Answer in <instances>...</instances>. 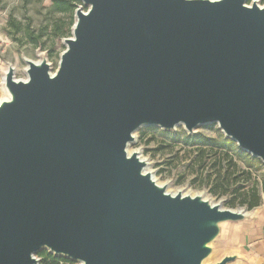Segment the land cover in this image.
I'll return each mask as SVG.
<instances>
[{"label":"water","instance_id":"obj_1","mask_svg":"<svg viewBox=\"0 0 264 264\" xmlns=\"http://www.w3.org/2000/svg\"><path fill=\"white\" fill-rule=\"evenodd\" d=\"M54 74L27 61L0 103V264H202L243 215L166 194L127 145L142 126L217 124L264 165V7L79 0ZM226 256L215 264H228Z\"/></svg>","mask_w":264,"mask_h":264},{"label":"rangeland","instance_id":"obj_2","mask_svg":"<svg viewBox=\"0 0 264 264\" xmlns=\"http://www.w3.org/2000/svg\"><path fill=\"white\" fill-rule=\"evenodd\" d=\"M253 1L259 7H264V0H247V4L250 5ZM79 6L86 10L82 4ZM67 21L64 14L50 10V0H0V103L8 100L4 78L9 69L13 70L14 80L24 81L27 61L38 63L45 60L50 73L54 74L59 56L65 49L62 41L70 35L57 40L51 29L54 24L64 26ZM28 33L31 34L30 37ZM40 34L42 38H38ZM31 38H36L37 43L32 42ZM49 51L52 52L51 57ZM181 131L182 125L170 131L142 126L134 132L135 138L129 144L128 152H136L146 161L149 171L169 195L198 196L210 204L242 214L244 220L250 215V210L242 203L243 198L239 195L242 192L232 193V190L247 188L254 180L260 182L263 171L255 173L256 178L250 179L238 171L234 175L229 171L222 179L218 175L222 176L224 171H219V168L222 165L226 169L227 161L219 149L221 132L217 124L198 126L191 134L185 132L203 142L193 146L187 145L183 137L176 142L170 141L171 134ZM234 159L237 161L236 157ZM238 167L242 168V163L238 162ZM236 223L224 222L219 225V234L208 245L210 253L204 259V264L218 263L227 256L224 248L228 244L229 228ZM43 252L50 254L47 249L36 253L34 258L37 264H41ZM67 264L79 263L69 260Z\"/></svg>","mask_w":264,"mask_h":264},{"label":"trees","instance_id":"obj_3","mask_svg":"<svg viewBox=\"0 0 264 264\" xmlns=\"http://www.w3.org/2000/svg\"><path fill=\"white\" fill-rule=\"evenodd\" d=\"M79 0H50V10L55 13H62L67 18L68 21L64 26H59L58 24H54L52 26V34L54 36V39L60 40L61 38L67 37L71 33V28L74 24V11L80 5ZM29 37L31 36L30 33L27 34ZM38 38H42L41 34L38 36ZM36 38H31L32 42L37 43ZM50 57L52 56V52L49 51ZM180 137L184 138V141L187 145L193 146L196 145V143H203L200 142V138L198 137H192L189 135H186L184 131H181L179 133L171 134V142H176ZM220 137V145L219 149L224 153L223 156H225L227 161L226 169L221 167L219 168L224 171L221 177L224 179L226 175H228L229 171H232L231 173L234 175L236 171H238L242 176H245L246 178L254 177L256 178L257 172L263 171L261 174L262 180L259 182L258 180H254L250 186L247 188H240L239 190L234 189L232 190V193H237L239 191L242 192V194H239L240 197L243 198V205L248 209L252 210L255 207L260 205L261 197H260V191L264 187V165L261 163V161L255 157H252L248 153L244 152L243 150L239 149L236 144L231 141L230 139H227L223 136V134H219ZM207 142H210L209 140H205ZM231 156L229 157V155ZM234 157L237 158V161H235ZM238 162L242 163V168L238 167ZM259 185V187H258ZM42 260L41 264H67L69 263L68 259L55 257L52 254L43 252L42 253Z\"/></svg>","mask_w":264,"mask_h":264},{"label":"crops","instance_id":"obj_4","mask_svg":"<svg viewBox=\"0 0 264 264\" xmlns=\"http://www.w3.org/2000/svg\"><path fill=\"white\" fill-rule=\"evenodd\" d=\"M260 197V205L229 228L224 250L233 260L228 264H264V187Z\"/></svg>","mask_w":264,"mask_h":264},{"label":"bare ground","instance_id":"obj_5","mask_svg":"<svg viewBox=\"0 0 264 264\" xmlns=\"http://www.w3.org/2000/svg\"><path fill=\"white\" fill-rule=\"evenodd\" d=\"M5 92H6V94H7V99H9V97H10V95H9V93H8V91L7 90H5ZM135 137H134V134H133V139H134ZM131 143V142H130ZM130 143H128V145H127V154H128V156H130L131 154H135L137 157H138V159L141 161V162H143L144 163V169H143V174H148V175H150L151 176V179H152V181L158 186V187H163L162 185H160L159 183H158V181L155 179V176H154V174L153 173H151L150 171H149V167H148V164H146V161L144 160V159H142L140 156H138V154L136 153V152H128V146H129V144ZM164 188V187H163ZM165 189V188H164ZM165 192H166V194H168V191L167 190H165ZM173 193V192H172ZM175 194V193H174ZM182 196H184V195H182ZM202 264H204L203 262H202Z\"/></svg>","mask_w":264,"mask_h":264}]
</instances>
